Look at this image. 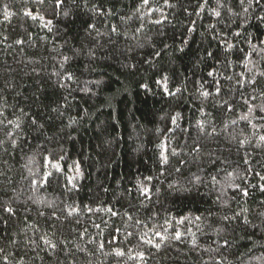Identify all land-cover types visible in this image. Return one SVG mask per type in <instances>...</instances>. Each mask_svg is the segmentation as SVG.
I'll list each match as a JSON object with an SVG mask.
<instances>
[{
  "label": "trees",
  "instance_id": "16d2710c",
  "mask_svg": "<svg viewBox=\"0 0 264 264\" xmlns=\"http://www.w3.org/2000/svg\"><path fill=\"white\" fill-rule=\"evenodd\" d=\"M56 5L0 0V264H264V2Z\"/></svg>",
  "mask_w": 264,
  "mask_h": 264
},
{
  "label": "snow or ice",
  "instance_id": "6c2138e0",
  "mask_svg": "<svg viewBox=\"0 0 264 264\" xmlns=\"http://www.w3.org/2000/svg\"><path fill=\"white\" fill-rule=\"evenodd\" d=\"M41 2H42V0H41ZM245 2H246V0H239L240 5H244ZM262 2H264V0H247V3H248L249 6H251L253 3H255L257 6H260ZM62 3H63V0H57V5L56 6L59 7L60 4H62ZM144 3H148V0H144ZM165 3H168V0H165ZM207 3H208V0H204V4H207ZM217 3H219V0H217ZM244 11L247 12L248 9L247 8H244ZM213 12H214V15L217 16V17H219L221 15V13L219 11L213 10ZM8 14L9 13L7 11V5H4V15H5V17H7ZM26 15L32 16V13L29 12V13H26ZM65 15H67V13H65ZM32 19H37V17L36 16H32ZM259 19L264 20V17H259ZM48 24H51V21H48ZM89 27H95V26L94 25H89ZM191 30L192 29H190V31ZM49 31H51L50 28H49ZM113 31H115V29H113ZM235 35L236 36H239L240 33L237 32V33H235ZM17 43H22V41H17ZM260 43H261V45H264V41H261ZM224 47H225V51H228V50L233 49L235 47V45L232 44V43H229L227 40H225L224 41ZM250 48H251L252 52H257V46L256 45H251L250 44ZM260 51H264V48H261ZM208 55L209 56H212L213 54L211 52H209ZM250 55H251V52L246 53L245 54V58H247V56H250ZM64 60L67 61L68 60V57H64ZM208 75L211 76V75H213V73L212 72H209ZM67 78L69 80H71L72 79L71 74H69ZM167 80H168V77L167 76H163L161 78V80H157L156 83L157 84H160L162 86V89H163V91L165 93L171 95L172 93L169 91L168 86H167ZM144 87H147V85H144ZM177 91H179V89H177ZM219 91H220L219 88H217V90H216L217 95L219 94ZM202 95L205 96V97H207V96L211 95V93L210 92H203ZM53 110L55 111V109H53ZM179 116H180V113H177L176 116L172 117V122L174 124L176 123L177 118ZM245 119H247V118L245 117ZM33 123L35 124L36 121L33 120ZM260 140L264 141V136H261L260 137ZM176 154L177 153H175V151L172 152V155H176ZM161 157H162V159H161V162L162 163H165V164L168 163V157L166 155H164L163 153H161ZM49 175H51V174H49ZM146 179L151 180V177H147ZM197 179H199V178L197 177ZM46 182H47V177H45V183ZM237 187H239V186H237ZM148 191H149V189H144V192L142 194H146ZM247 194L248 193L246 191H244V195H247ZM3 211L9 213L10 215L14 213V210L11 207H4ZM113 214H115V213H113ZM197 219H199V217H197ZM245 223H247V221H245ZM156 235H160V233L157 232ZM175 238L179 240L181 238V233L176 232ZM148 242L151 243V241H148ZM227 243L228 242L225 241V245H227ZM154 246L157 247V248L160 247L159 244H156ZM0 251H2V249H0ZM118 255H122V253H118Z\"/></svg>",
  "mask_w": 264,
  "mask_h": 264
}]
</instances>
